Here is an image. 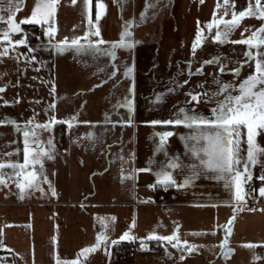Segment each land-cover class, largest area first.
I'll use <instances>...</instances> for the list:
<instances>
[{
  "label": "crops",
  "instance_id": "1",
  "mask_svg": "<svg viewBox=\"0 0 264 264\" xmlns=\"http://www.w3.org/2000/svg\"><path fill=\"white\" fill-rule=\"evenodd\" d=\"M167 1L168 0H164L165 3L158 4L154 2L150 3L149 0H143L141 8L145 10V5L147 3L148 7L146 14H151V18L153 19H158L154 16L157 13L163 15ZM35 2L36 0H33V6ZM93 3L97 4V0H94ZM163 18L165 17L163 16ZM67 19L68 20L64 18L62 21L56 22L55 17V26L57 28L55 40H60L64 37H72L74 35L83 36L87 27H89L88 21H81L77 15H70ZM140 24L142 25L143 23ZM31 26L35 29V34L28 36V44L37 50L32 53V55L36 56V61L32 62L31 72V87L34 96L30 106H27V110H30V118L33 117V113H36L34 123L35 125H42L53 116H55L56 119L58 118V121H64L69 119L72 115H75L76 122L73 123L71 128L64 123L53 125L51 130L33 127L32 130L36 133L33 139H38L41 146L45 149L50 147L47 141L50 138L52 139L54 147L49 153L52 158L49 159L47 156L42 158L43 169L42 175L38 177L39 187L26 188L30 190V194H26L25 196L24 193L20 191L19 196H17L18 199L13 202H7V204H31L48 208L76 207L79 209L80 212L77 213L74 218L68 214L66 215L64 212V214L53 213L52 229H54V226L57 227L54 223L56 219H60L61 221L62 215V220L64 221L66 217H68V220L73 219L75 222L82 221L83 219L88 222V224H84V227L87 228L88 232L91 234L90 239H82L74 248V256L76 259H79L81 264H111V247H115L117 251L115 255H117L119 252L118 249L125 243V241H120L112 245L111 240L117 239L125 231L129 230L130 235L136 237V239L127 240L130 245L126 248L136 251L137 249L134 247H138L141 244L140 238H145L152 232H155L159 236H163L171 235L175 231L177 236L180 235L183 230V220L190 221L192 234L198 236L201 231V217L202 219L207 217L209 222L215 220L214 208L216 206L224 208L223 220H227L228 223L231 221H240L239 229H236L234 233L233 231L235 230L232 231L231 238L234 236L247 235L251 237L263 236L264 239V206L262 204L264 199L257 203V205L262 208L260 211L254 210V204L251 208H248L246 201L238 203H235L232 199L200 201L198 196L200 192L198 180H194L190 185L183 187L187 191L191 190L193 195L195 191V197L192 195V199H183L181 196V190L183 188L172 186L165 190L164 186L155 183L156 177L153 171H136L137 169L147 167L153 168L154 165H166L169 158L181 155L177 148H173L169 144L173 136L168 138V143L166 145L167 156L163 151L154 154V142H158V137L154 134V141L152 135L144 133L138 141L135 129L137 124L142 126L150 125L145 123L146 121L172 118V113H174L178 107L184 106V101L182 99L184 71L182 66L177 63V61L183 60L184 54L178 47L184 43H192L193 39L192 41L190 39L185 40L182 36L181 28H179V33L174 29L173 32H168L167 29L170 28L169 22H151V30L157 29L158 31L155 33L151 32L150 35L142 36V43L160 46L158 51L161 63L160 68L154 69L151 74L148 73L149 71L145 63L143 64V68L140 69L139 73L138 99L136 88L137 80L134 70L137 53V32L134 26L130 31L132 33L131 39L134 41V46L131 49L116 50V59L126 54L127 56H131L133 62L131 84L134 81V111L131 115L132 123L127 124L131 126L132 132L126 145L123 143L124 136L122 133L118 135L117 138L111 135L109 137L113 139L114 146L109 149L104 146L105 137L101 133L99 136L94 133L95 139H91L88 133L94 130V127L100 120L102 123L106 124V117L108 119L116 117V119H110L111 121H118L122 118L124 120L128 119V110L126 108L113 107L117 101H123L127 93L125 90L122 98L116 97V94L119 92L118 84H120L118 72L116 71V75L114 76L115 81L109 88L107 86V80L111 78V72L105 71L102 62L103 70L101 71L99 69L94 72V75L98 79V84L89 88L88 72L82 71V64L85 63L88 58L93 57L92 54L89 52L81 54L73 52L69 54V50H65L63 53L53 52L51 49L44 50L39 47L41 42L46 39L42 35L41 26L34 24ZM102 29L103 28H100V30ZM118 35L119 36H116V39H113V41L120 39V33ZM104 36V33L101 32L102 39ZM36 37H40V39L37 40ZM149 52L150 49H144L141 58L142 61L147 60L146 53ZM9 57L12 58L13 55ZM75 57L78 58L76 61H79L78 64L80 69L79 71L75 70L74 79L77 77V81H75L72 87L70 85L72 77V69L70 67L71 58ZM100 58L102 61L104 56ZM191 58H195L194 61L197 62L196 60H199V55L191 53ZM97 59L98 58H96V60ZM57 61L62 62V70H58ZM37 68H39L38 71L36 70ZM102 81L103 83H101ZM174 82L181 86L176 87ZM53 85H55L54 92ZM129 86H127V90ZM171 88L175 90L171 92L166 91ZM71 89H73L75 93L74 96H77L75 100H72V97H70L72 94ZM178 91H180L179 101L177 96ZM56 93L59 94L58 100L56 98ZM157 94H163V99L159 103L156 102ZM173 95H176V99H173ZM53 100L56 101L55 107L50 108ZM199 106L200 105H198V107ZM189 107H191V105H189ZM57 109L61 110L58 117L56 116ZM45 110H47V114H45ZM85 110H89L87 111L89 115H86L84 112ZM23 112L24 105L22 103L10 102L7 105L3 104V106H0V120L7 117L9 118V122L5 124H12L10 121L15 120L18 124L23 125L25 122L23 119ZM82 121H88L90 123L85 124L82 123ZM12 135H19L20 139L23 140L22 133L17 129H12ZM89 141L101 143L96 147L97 144L90 145L87 143ZM55 142H58L59 148H56ZM120 143H123L124 146ZM8 153L13 154L5 155L11 158L7 160V162L14 161L23 163L22 150H20L18 154H15V151ZM150 161H152L151 164L149 163ZM33 167L38 172L41 171L39 164L30 165L28 170H31ZM169 170L173 172L174 178L177 180V171L174 169ZM180 174L182 175V179L183 171H180ZM45 176L47 180L44 179ZM251 180L255 190H257L258 186L264 185V182L256 178L255 171ZM4 183L6 185H16L14 171H10L4 175ZM153 184H155V187H148V185ZM53 188L55 189L56 195H52L51 189ZM207 188L210 189L209 184ZM211 188L214 189L215 187L211 186ZM41 189H43V191H41ZM235 205L241 206V209H233L232 207ZM200 207L204 208L202 214L200 212ZM185 208L189 211L186 219L184 216ZM112 217H115V219H111ZM49 220L51 219L49 218ZM202 224L205 225V223ZM56 230L57 229L54 231ZM206 230L207 232H205L204 236L209 237L210 235H215L214 228L210 230L209 225ZM67 232V236L69 237H82L86 234V231L82 232L81 230L77 233L74 232V229H69ZM97 234L107 236V244L102 245L101 248L93 253L78 256L82 248L95 243ZM226 235L228 236L227 232ZM37 236L40 237V235ZM143 242L145 247L140 251L146 252V254L152 255L153 257H157L158 254L162 256L164 253L170 256L178 250V247H173L167 241L160 242L156 239H144ZM173 243H176V241H173ZM151 245L156 247L155 252L148 251ZM106 250L108 254H106ZM232 252L233 255L236 254L237 250L235 247H232ZM254 256L255 255H247L246 261L250 258L253 259ZM262 257L264 259V254ZM135 259L136 256L130 260L129 264H134Z\"/></svg>",
  "mask_w": 264,
  "mask_h": 264
},
{
  "label": "rangeland",
  "instance_id": "2",
  "mask_svg": "<svg viewBox=\"0 0 264 264\" xmlns=\"http://www.w3.org/2000/svg\"><path fill=\"white\" fill-rule=\"evenodd\" d=\"M94 0H90V4L88 6L85 5L84 0H58L57 10H56V22L62 21L64 18L68 20L70 15L78 16L81 21H88L89 23V10L91 14V19L95 23V13L97 11L96 5L93 3ZM150 3H165L164 0H149ZM8 0H0V6H2L5 11L0 12V15H7ZM254 4L255 0H251ZM264 2V0H262ZM101 4L105 7L103 9L101 18L99 20V27L103 28L100 32L104 33V41L111 42L113 39H116V36L124 30L125 22L133 21L132 27L128 30L131 31L133 26L136 29L137 36V44H136V59L134 64V70L136 73V88H137V99L139 98L138 92V83L140 77V69L143 68V64L145 63L148 73L154 69L160 68V55L158 48L159 45L155 44H145L142 43V36L150 35V33H155L158 31L157 29L151 30V22L166 21L170 23V28L167 29L168 32H173V29L179 33V28H181L182 36L185 40H191L195 38L198 21L199 27L204 29L203 35L205 37L203 44H201L195 51V54L199 55V60L195 58H191L192 51V43H184L178 48L184 54L183 60L177 61L178 65L182 66L184 71V81L187 80L188 83L184 84L182 87L183 93V101L185 102L188 97H186L185 93L189 90L195 92H204L206 90L214 91L216 89V85L212 83L213 78L219 79L221 81L226 82H234L239 83L242 79H244L248 74H250L254 70V61H250L245 64L243 68H241V73L238 77H233V74L229 71L234 67H238V61L247 60V57L244 55L246 51H248V46L241 43H231V41L241 40L243 38L251 35L252 31H255L260 27L264 20H260L256 17H246L241 21L239 27H237L229 36V42L220 44L218 42H214L212 40V36L215 34V27L209 31L206 27V23L211 21L213 12L216 11L219 16L222 12L221 9H217V3L223 5V0H168L166 3L165 12L163 15L157 13L154 17L158 19L151 18V14H146V22L142 25L140 23H136L140 20V13L143 11L141 5L143 4V0H100ZM249 0H235V10L239 11L243 8L247 7ZM94 5V6H93ZM20 10L16 14L17 21H20L24 17H28L31 13L33 6V0H23V2L19 5ZM163 16L165 18H163ZM226 19L230 18L229 16L225 17ZM65 21V20H64ZM32 24H22L21 27L27 32L28 36L35 34V29L31 26ZM5 22H0V32L4 28H6ZM245 28H248V31H244ZM89 27H87V30ZM29 32V33H28ZM243 32V36L241 33ZM27 36V38H28ZM14 39L21 38V34H13ZM90 39H95L94 36H90ZM144 49H150L149 53H146V61H142V53ZM4 50L3 43L0 42V52ZM69 54L73 53L74 50L68 49ZM121 50V49H119ZM251 51H264V46H261V49L252 48ZM27 52V47L25 46H17L16 50L9 49V55L6 57H0V86H5L4 91L0 92V106H3V101L8 100L9 102H17L22 103L24 105V121L30 118V110H27V106L31 104L33 100V92H32V62H27L22 56L18 58L17 53ZM58 53V52H57ZM129 53V52H128ZM194 54V55H195ZM13 55L12 58L9 56ZM213 57L222 58V62L226 63V68L224 73H219L218 69L220 64H206L203 67V73L197 74L196 69L201 66V62L204 60H210ZM71 69H72V77L70 85L73 87L75 81H77V77L74 79V73L79 71V61H76L78 58H71ZM191 62V70L192 74H189L188 71V62ZM112 72L113 68L110 64V57L104 56L101 61L99 57L97 60L94 57L88 58V60L82 64V71L88 72L89 76V88L91 86H96L98 84V79L94 75L96 70H103ZM62 62L57 61L58 70L63 69ZM113 63L117 66L118 79L119 83V92L116 94V97L122 98L123 92L127 91V86L131 85L132 77L125 78L123 76L124 65L133 66V62L131 56H120ZM86 69V70H85ZM76 70V71H75ZM74 79V80H73ZM107 86L110 88L115 81V77L111 76L109 78ZM203 85V87H199L197 85ZM17 85V86H16ZM72 100L77 99V96H74L73 89H71ZM180 91H178V101L180 99ZM81 96V95H79ZM85 96V94H84ZM59 94L56 93V98L58 100ZM173 99H176V95H173ZM212 105L205 106L203 103L200 104L199 108L201 111L207 113V108ZM90 110V109H89ZM85 110L86 115L89 113ZM59 109L56 110L57 117L60 114ZM124 111V110H121ZM120 111V112H121ZM126 111V110H125ZM92 113V112H91ZM106 116V115H105ZM110 119H116V117H111ZM58 120V118H57ZM22 125V124H20ZM12 129H16L12 124H0V163H4L5 167L0 169V173L4 175L10 171H13L12 168L7 166L8 152L15 151L17 148L20 150L23 149V143L20 139V136L12 135ZM138 141L141 138V135L144 133L150 134L153 136V140L155 141L154 134L158 131L170 130L175 134L172 137V140L169 141V144L173 148H177L180 152V160L185 164L190 163V154L185 150V144L182 140V136H186L189 133V129L180 125V126H163V125H148L142 126L137 124L135 126ZM97 136L100 133L105 137L104 146L111 149L114 146V141L111 137L113 135L117 138L121 133L124 136L123 143L126 145L129 136L131 135L132 128L131 126L119 125L116 124L115 127L111 123H102L100 120L97 122V125L94 127L93 131ZM258 143L260 146H264V134H261L257 137ZM246 141V138H245ZM245 141H242L241 145V156L246 158V149L247 144ZM157 141L154 142V148ZM42 143V142H41ZM90 145H96L101 142L89 141L87 142ZM123 143H120L123 145ZM56 148H59L58 142L56 143ZM34 147L36 145H33ZM124 146V145H123ZM139 148V146H138ZM153 148V149H154ZM182 157V158H181ZM261 162L264 163V157H261ZM160 166H153V172L158 170ZM250 170L252 172V176L255 171L256 178L264 175V168H262L261 163H257L256 165H249ZM176 170L177 180L178 182H183L185 175H187L186 170L183 171V177L181 179L180 169ZM180 178V179H179ZM200 192L199 199L200 201H211L212 199L216 201H221L225 199H232L235 203L237 201L233 197V192L229 191V189L224 187L223 181H218L212 178V175L209 174L207 177L200 176L198 179ZM208 184L210 185V189L207 188ZM211 186L215 187L214 189ZM264 185H260L255 190L252 180H248L244 185V192L247 194L245 196L246 203L248 204V208H251L253 204L255 206L254 210H262L261 207L257 205V203L264 199V196L259 194V188ZM182 189V188H181ZM30 190L25 189L22 193L24 196L26 194H30ZM20 189L16 188L15 184L6 185L5 183H0V264H57V259L64 260H72L76 259L74 256V248L79 244V241L89 240L91 234L88 232V229L84 227V224H88L86 220H82L79 222H75L73 219L66 220L60 219L55 221L54 229H52V215L55 214H64L70 215L72 218L79 213V209L76 207L62 208V207H45V206H36V205H21V204H7V202H13L18 199ZM192 191H187L186 189L181 190V196L183 199H192ZM23 196V195H22ZM210 199V200H209ZM243 201V202H244ZM250 204V205H249ZM241 206L235 205L232 208L239 210ZM223 207L216 206L215 210V220L208 221L207 217L202 219L200 224V234L196 236L192 234V230L190 227V221L183 220V230L180 235H178L180 240V245L178 246V250L167 256L166 253L164 255L153 257L152 255L146 254V252L140 251L141 244L138 247H134L137 249L136 259L134 264H264V259L262 255L264 254V239L263 236L251 237V236H234L233 233L236 232V229H239L240 221H231L227 222V220H223ZM204 208L200 207L201 214L203 213ZM64 212V213H63ZM187 209H184L185 219L187 218ZM49 218L51 220H49ZM234 219V218H232ZM85 221V222H84ZM202 223H205L203 225ZM209 225L210 230L214 228L215 235L214 236H204L205 232H207V226ZM226 225V226H225ZM57 229L56 231H54ZM73 230L74 232H80L82 230L86 231L82 237L78 236H67L68 230ZM120 232V231H119ZM228 233V236L226 235ZM54 233V234H53ZM66 233V234H65ZM37 235H40L38 237ZM227 236V238H226ZM226 239V247L231 249L228 253V256H224V249L221 248V242H224ZM188 241V245H195L196 249L192 252L185 251V245H183V241ZM127 243L126 246L130 245L127 240H124ZM248 244L256 245L255 247H248ZM232 247H235L237 252L233 255ZM247 255H255L254 257H259L258 259H249L246 261ZM115 254L111 255V264H129L128 262H118L116 260ZM183 256L184 259L180 257ZM231 257V258H230Z\"/></svg>",
  "mask_w": 264,
  "mask_h": 264
},
{
  "label": "snow or ice",
  "instance_id": "3",
  "mask_svg": "<svg viewBox=\"0 0 264 264\" xmlns=\"http://www.w3.org/2000/svg\"><path fill=\"white\" fill-rule=\"evenodd\" d=\"M23 0H8L6 12L7 15H0V22L6 23V28L0 32V42L3 43L4 50L0 52V57H6L9 55V49L16 50L17 46L27 47V52L17 53L18 58L23 57L27 62L36 61V56L32 55L37 49L31 47L28 44L27 32L21 27L22 24H34L40 25L42 28V35L45 41L41 42L40 48L44 50L51 49L53 52L63 53L65 50L72 49L75 53L81 54L89 52L94 58L101 56L110 57V64L113 68L111 76L116 75L117 66L113 63L117 58V49H131L134 46V41L131 39L132 33L128 30L133 25V21L125 22L124 30L120 33V39L117 41H104L101 37L99 28V20L101 18L104 5L97 0V11L95 13V23L91 19L89 10V30L83 33V36L64 37L60 40H55L57 28L55 26V13L57 10L58 0H36L34 7L28 17L22 18L17 21L16 14L20 10L19 5ZM203 2V0H201ZM75 3V0H73ZM86 6L90 4V0H84ZM140 13V20L136 23L146 22V10ZM222 12L218 16L217 12H213L211 21L206 23V27L211 31L214 27L216 29L215 34L212 36L214 42L220 44L229 42L230 34L240 26L241 21L246 17H256L260 20H264V2L262 0H255L254 4L249 0L248 6L242 10H235V0H223V5L217 3V9H221ZM5 9L0 6V12ZM226 19L225 17L229 16ZM245 28L244 31H248ZM204 29L199 27L192 44V51L195 54L196 49L204 42ZM13 34H21V38L14 39ZM243 36V32L241 33ZM90 36L96 37V39H90ZM37 40L40 37H36ZM83 41V43H82ZM231 43H241L248 46V51L244 53L247 60L238 61V67H234L229 71L233 74V77H238L241 73V68L250 61H254V70L248 74L239 83L221 81L213 78L212 83L216 85L214 91L206 90L204 92H195L189 90L185 93L188 99L185 100L184 106H180L172 113V118L168 119H153L146 121L145 123L156 126H184L189 129V133L186 136H182V140L185 144V150L190 154V163L185 164L180 160L179 156H174L168 159L167 164H161L158 170H155L154 175L156 177V184L164 186L165 190L168 187L183 188L190 185L195 179L200 176L207 177L209 174L212 178L223 181L224 187L233 192V197L237 201L243 202L245 196L243 185L252 179V172L249 165H256L261 163L264 168V163L261 162V157H264V146H260L257 137L264 134V51H251L252 48L261 49L264 46V23L260 25L258 29L251 32L246 38L241 40L231 41ZM206 64H220L218 69L219 73H224L226 63L222 62V58L213 57L210 60H204L201 62V66L196 69L197 74L203 73V67ZM37 71L39 68L36 69ZM189 74H192L191 62H188ZM133 73V67L124 65L123 76L125 78H131ZM103 83V81L101 82ZM188 81H183V84H187ZM176 84V82H174ZM180 84H176V87H180ZM203 87V85H197ZM5 86H0V92L4 91ZM174 88L167 89V92L174 91ZM55 91V85H53V92ZM134 81L129 86L127 93L123 101H117L113 106L114 108H126L128 119L123 118L118 121H111L106 117V122L111 123L113 127L116 124H131V115L134 111ZM163 94L156 95V102H161ZM18 102V101H17ZM5 105L9 104L8 100H4ZM203 103L208 107L207 113L201 111L198 105ZM56 101L53 100L50 108H54ZM191 105V107H189ZM47 114V110H45ZM36 113H33V117L24 122L23 125L18 124L15 120L10 122L15 128L22 133L23 143V163L8 161L7 166L14 171V179L16 187L23 192L26 188H38V177L42 175L43 169V157L47 156L49 159L52 156L49 154L54 147L53 141L50 138L47 143L50 146L45 149L41 146L38 139H33L36 133L32 130L33 127H40L51 130L52 126L57 123H64L69 128L76 122V116L72 115L69 119L64 121H58L55 116L51 117L49 121H46L42 125H35L34 118ZM9 122V118L5 117L0 120V124ZM82 123L88 124V121H82ZM175 133L170 130L158 131L155 136L158 137V142L155 144L154 154L158 152H165L168 138L172 137ZM91 139H95V134L88 133ZM246 138V141H245ZM102 139V138H101ZM242 141L247 144L246 158L241 156ZM33 145H36L35 147ZM19 148L15 150V154H18ZM8 153L7 155H12ZM150 164L152 161L149 162ZM39 164L41 171H37L34 167L29 169L30 165ZM5 164L0 163V169L4 168ZM181 169V171L187 172L183 182L178 183L174 178L173 172L169 169ZM139 171L152 172V167L143 169H137ZM47 180V177H44ZM264 182V175L258 177ZM0 183H4V174L0 173ZM148 187H155V184L148 185ZM51 188V185H50ZM43 191V189H41ZM52 195H56L55 189H51ZM259 194L264 196V186L259 188ZM151 199V198H149ZM111 219H115L112 217ZM134 226V223H133ZM136 237L130 235V230L125 231L117 239L111 240V244L115 245L120 241L134 240ZM144 239H156L160 242L167 241L173 247L180 245L179 237L174 231L171 235L159 236L155 232L150 233L145 238H140L141 248L145 247ZM108 237L103 234H97L95 243L88 247H84L78 253V256H84L88 253H93L102 245H106ZM176 241V243H173ZM185 245V251L192 252L196 249L195 245H188V241H183ZM221 248L224 249V256L227 257L231 249L226 247V239L221 242ZM248 247H255L256 245L248 244ZM106 254L107 250H106ZM184 259L183 256L180 257ZM259 257H254L258 259ZM57 264H81L79 259L64 260L57 259Z\"/></svg>",
  "mask_w": 264,
  "mask_h": 264
},
{
  "label": "built area",
  "instance_id": "4",
  "mask_svg": "<svg viewBox=\"0 0 264 264\" xmlns=\"http://www.w3.org/2000/svg\"><path fill=\"white\" fill-rule=\"evenodd\" d=\"M263 206H264V200H263ZM149 252H155L156 251V247L151 245L148 248ZM137 254V251L134 249H130V248H124L122 251H120L117 256H116V260L118 262H128L129 260L133 259Z\"/></svg>",
  "mask_w": 264,
  "mask_h": 264
},
{
  "label": "trees",
  "instance_id": "5",
  "mask_svg": "<svg viewBox=\"0 0 264 264\" xmlns=\"http://www.w3.org/2000/svg\"><path fill=\"white\" fill-rule=\"evenodd\" d=\"M123 246H120V248L118 249V251L120 252V251H122L124 248H126L127 246V243H124V244H122ZM117 251L115 250V247L114 246H112L111 247V254L113 255V254H115ZM118 252V253H119Z\"/></svg>",
  "mask_w": 264,
  "mask_h": 264
}]
</instances>
